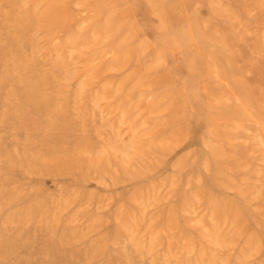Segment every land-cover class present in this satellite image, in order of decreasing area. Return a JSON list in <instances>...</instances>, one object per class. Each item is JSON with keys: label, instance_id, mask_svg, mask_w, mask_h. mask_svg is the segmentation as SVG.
<instances>
[{"label": "rangeland", "instance_id": "obj_1", "mask_svg": "<svg viewBox=\"0 0 264 264\" xmlns=\"http://www.w3.org/2000/svg\"><path fill=\"white\" fill-rule=\"evenodd\" d=\"M0 264H264V0H0Z\"/></svg>", "mask_w": 264, "mask_h": 264}]
</instances>
